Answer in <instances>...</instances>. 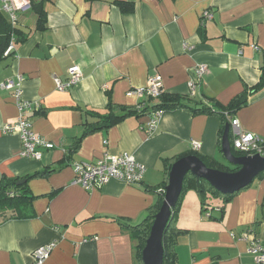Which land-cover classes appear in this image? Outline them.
Here are the masks:
<instances>
[{
	"label": "crops",
	"instance_id": "1",
	"mask_svg": "<svg viewBox=\"0 0 264 264\" xmlns=\"http://www.w3.org/2000/svg\"><path fill=\"white\" fill-rule=\"evenodd\" d=\"M117 1L134 7L123 11ZM45 10L41 30L34 11L20 14L27 37L0 61V84L22 76L33 129L55 144L42 149L39 159L21 155L19 133L4 130L18 118L16 98L0 85V181L25 179L27 195L36 197L0 203V264H31L35 250L53 241L42 264H144L130 225L159 204L163 188L165 198L166 161L197 153L230 164L222 151L227 122L176 107L163 111L153 134L147 131L148 114L83 137L84 124L95 120L88 112H106L109 101L124 107L154 104L156 99L130 94L153 75L161 78L165 93L191 98L186 101L191 105L210 99L228 104L248 89L247 105L234 117L264 140V86L253 90L264 67V0H50ZM206 11L210 18L203 16ZM201 63L209 72L192 94L189 82ZM72 65L80 67L81 81L58 90L55 77L64 81ZM80 137L79 148L65 160ZM233 138L231 125L230 142ZM104 152L133 155L146 166L143 180L113 179L92 189L73 184L72 161L93 162ZM256 178L223 215L219 202L207 215L196 191L183 195L176 222L187 232L177 241V264H260L239 239L253 232L264 244V178Z\"/></svg>",
	"mask_w": 264,
	"mask_h": 264
},
{
	"label": "trees",
	"instance_id": "2",
	"mask_svg": "<svg viewBox=\"0 0 264 264\" xmlns=\"http://www.w3.org/2000/svg\"><path fill=\"white\" fill-rule=\"evenodd\" d=\"M50 0H35L32 2V8L30 11H34L37 19H36V29L41 30L44 29L47 22V14L45 10V3ZM119 6L123 11H129L132 10L134 7V4L132 2L127 1H117ZM27 37V33H25V30L20 26V20L17 24H12L9 20L8 16L2 11L0 6V61L3 60L7 55H5V52L7 51L8 47L10 46L11 42H19L25 40ZM264 86V67H263V73L261 76V80L259 84L254 87L253 90H258L261 87ZM248 96H249V90L245 89L243 92H241L239 95L234 97L228 104H222L219 101H215L213 99H210L209 103H203V104H195L191 105L189 104L188 100H190L191 96H189L190 99H187V97H184L182 95L178 94H171V93H165L163 92L158 98H155L157 101L154 104H138L135 107H124L119 106L112 101H109L107 104L106 112L100 113L98 111H90L88 112L95 120L92 122H88L85 125V130L83 132V137L94 133L96 131L100 130H106L108 128H111L113 125L117 124L120 120L128 117V116H144L151 114V112L156 110H166L168 108H176V107H184L186 109H189L194 112L204 111L209 112L212 114H217L220 116L224 123H230L231 120L234 118V113H236L239 109L247 105L248 102ZM154 98H150L149 100H153ZM224 132V125L221 129V133ZM222 135V134H221ZM49 141V140H48ZM81 141V137L75 141V143L69 148V150L66 153L65 160H69L73 153L79 148V144ZM232 151L237 156L245 155L246 152L237 150L234 147L233 141L231 142ZM259 147L261 148V152L264 153V143L260 144ZM255 153L257 151H254ZM204 163L214 169H219L223 171H235L239 169L235 165L231 164H224L215 159L214 157H209L207 155H198ZM174 162L172 161H166V175L167 180L163 184L164 187L167 186L169 181V173L171 170V167ZM45 172L41 173L44 174ZM27 175V179H30L34 176ZM38 175V174H37ZM36 176V175H35ZM258 179L264 178V171L261 172L258 176ZM256 178V179H257ZM19 178L10 179L8 177H3L0 181V203L1 204H7L12 205L16 204L15 202L19 203L20 201L26 202L28 200H33L36 198L35 196H29L27 195L28 188L26 184H19ZM252 185L249 184L248 186L235 191L230 194H225L216 189L214 186L210 184L209 181H207L204 178L198 177L194 175L193 173L189 172L184 179L183 184V191L181 196L178 199L176 207L173 209L172 217L169 221V224L164 232L163 235V249H164V255H163V264H177V241L179 236L185 234L187 232L186 229L180 228L177 226L176 219L179 214L180 207L182 205V199L183 195L188 192L189 190H194L197 192V194L200 197L202 209L205 211L207 215L210 214V210L212 207V204H215L214 201L219 202L218 206L216 208L221 210V215L225 213L227 205L234 199V197L241 191L249 188ZM164 189V188H163ZM163 189H161V194L163 195L161 198V201L159 204L154 206L151 209V212L149 215L139 224L137 225H130V228L136 237L138 244H137V255L139 259L142 261V251L146 245V240L149 237L151 227L154 222L155 214L158 213L160 210V207L162 205L163 199H164V192ZM14 192L16 195L11 197L10 193ZM143 263V261H142Z\"/></svg>",
	"mask_w": 264,
	"mask_h": 264
},
{
	"label": "built area",
	"instance_id": "3",
	"mask_svg": "<svg viewBox=\"0 0 264 264\" xmlns=\"http://www.w3.org/2000/svg\"><path fill=\"white\" fill-rule=\"evenodd\" d=\"M33 1L35 0H0V6L11 23L15 25L19 22L21 13H26L31 10ZM203 16L210 18L212 14L206 11ZM14 47L15 42L12 41L5 55H9ZM254 48H258V46L254 45ZM208 72L207 64L201 63L197 65L195 80L189 82L192 94H194L196 82L200 81ZM67 73L68 76L64 81L60 77H55L57 89L60 91L68 90L70 87L78 85L81 81V70L78 65L69 67ZM21 81L22 76L17 75L15 78L10 77L0 84L2 88L13 92L19 110L17 120L14 123L5 125L4 130L7 133H19L22 141V156L39 159L42 157V149H53L55 144L34 131L32 122L27 116L28 111L32 109V102L23 98ZM163 92L161 78L158 75H153L149 78L146 86L132 89L130 94H135L140 97L145 96L147 99H155ZM143 104L146 103L143 102ZM37 106L39 107V104ZM163 111L156 110L149 115L146 123L149 134L155 132ZM231 125L234 134L233 144L237 150L246 152V155H253L255 154L254 151L264 154L259 147L260 144L264 143V140H261L255 133L245 131L239 120L235 117L231 120ZM106 143L107 141L105 140ZM194 148L198 149L199 144H195ZM71 166L74 171L72 183L81 185L85 189L101 187L113 179L129 184H137L143 180L146 171V166L138 162L129 153L112 154L110 152H104L96 161L74 160ZM239 239L246 240L248 242V252L254 255L257 263L264 264V244L261 240L253 232L242 235ZM55 245L56 243L53 241L37 248L33 253V261L31 264H42L49 257Z\"/></svg>",
	"mask_w": 264,
	"mask_h": 264
},
{
	"label": "water",
	"instance_id": "4",
	"mask_svg": "<svg viewBox=\"0 0 264 264\" xmlns=\"http://www.w3.org/2000/svg\"><path fill=\"white\" fill-rule=\"evenodd\" d=\"M230 128L231 124L226 123L222 135V151L229 163L239 169L223 171L210 168L197 155H188L178 159L170 170L164 201L158 213L155 214L149 237L142 251L144 264H163V235L172 217L173 209L182 194L185 176L189 172L206 179L222 193L230 194L251 184L264 171V154L237 156L233 153L229 139ZM25 181L24 179L20 182Z\"/></svg>",
	"mask_w": 264,
	"mask_h": 264
}]
</instances>
